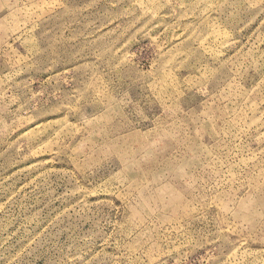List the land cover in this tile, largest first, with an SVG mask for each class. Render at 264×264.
Here are the masks:
<instances>
[{
    "label": "rangeland",
    "instance_id": "obj_1",
    "mask_svg": "<svg viewBox=\"0 0 264 264\" xmlns=\"http://www.w3.org/2000/svg\"><path fill=\"white\" fill-rule=\"evenodd\" d=\"M0 264H264V0H0Z\"/></svg>",
    "mask_w": 264,
    "mask_h": 264
}]
</instances>
